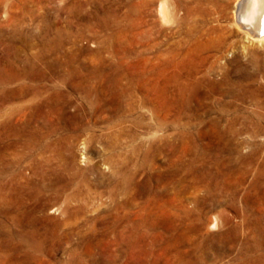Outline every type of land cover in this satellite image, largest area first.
<instances>
[{"label":"rangeland","instance_id":"rangeland-1","mask_svg":"<svg viewBox=\"0 0 264 264\" xmlns=\"http://www.w3.org/2000/svg\"><path fill=\"white\" fill-rule=\"evenodd\" d=\"M160 1L0 0V264H264V46Z\"/></svg>","mask_w":264,"mask_h":264},{"label":"bare ground","instance_id":"bare-ground-1","mask_svg":"<svg viewBox=\"0 0 264 264\" xmlns=\"http://www.w3.org/2000/svg\"><path fill=\"white\" fill-rule=\"evenodd\" d=\"M157 12L158 17L163 24H176L177 27H179L183 23V16H181V8L176 3H172L168 0H162L159 3ZM185 14H189L188 9H186ZM234 20V27L236 29V32L238 30L244 34V37H246V39H250L251 41L256 42L257 44L264 46V0H238L237 4L235 5ZM209 35L210 34H208V37ZM242 51L245 52L246 47H243ZM210 224H212V228H215L217 226V223L214 221ZM212 228L211 230H214Z\"/></svg>","mask_w":264,"mask_h":264}]
</instances>
